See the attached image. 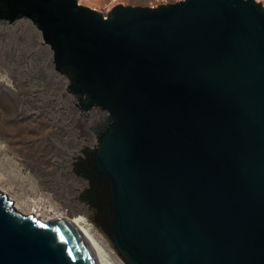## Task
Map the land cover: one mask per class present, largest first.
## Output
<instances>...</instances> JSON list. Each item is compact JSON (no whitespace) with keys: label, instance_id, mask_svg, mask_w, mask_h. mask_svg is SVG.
Segmentation results:
<instances>
[{"label":"water","instance_id":"1","mask_svg":"<svg viewBox=\"0 0 264 264\" xmlns=\"http://www.w3.org/2000/svg\"><path fill=\"white\" fill-rule=\"evenodd\" d=\"M27 18L83 111L108 113L93 152L128 264H264V7L256 0L117 4L1 0ZM0 264H97L67 219L0 191Z\"/></svg>","mask_w":264,"mask_h":264},{"label":"rangeland","instance_id":"2","mask_svg":"<svg viewBox=\"0 0 264 264\" xmlns=\"http://www.w3.org/2000/svg\"><path fill=\"white\" fill-rule=\"evenodd\" d=\"M77 1L101 13L117 4L148 6V0ZM69 83V75L53 69L51 50L31 20L0 18V191L17 212L39 220L86 216L109 264H128L109 231L108 181L98 179L103 190L91 199L80 173L84 161L93 164L106 120L83 114Z\"/></svg>","mask_w":264,"mask_h":264},{"label":"bare ground","instance_id":"3","mask_svg":"<svg viewBox=\"0 0 264 264\" xmlns=\"http://www.w3.org/2000/svg\"><path fill=\"white\" fill-rule=\"evenodd\" d=\"M64 219L69 220L78 229V231L82 234V236L85 238L96 263L97 264H109L98 242L96 241L94 236L91 234L89 224H87L86 216L65 217ZM41 221L43 222L47 221V218L42 219Z\"/></svg>","mask_w":264,"mask_h":264},{"label":"flooded vegetation","instance_id":"4","mask_svg":"<svg viewBox=\"0 0 264 264\" xmlns=\"http://www.w3.org/2000/svg\"><path fill=\"white\" fill-rule=\"evenodd\" d=\"M1 2V0H0ZM2 3V2H1ZM1 6V5H0ZM80 173L85 174L89 183V197L95 199L98 197V194L103 190L102 182H99L98 179L106 180L103 176L97 175L96 170L93 164H87L85 161L80 169ZM97 180V183L95 181Z\"/></svg>","mask_w":264,"mask_h":264},{"label":"built area","instance_id":"5","mask_svg":"<svg viewBox=\"0 0 264 264\" xmlns=\"http://www.w3.org/2000/svg\"><path fill=\"white\" fill-rule=\"evenodd\" d=\"M178 1H181V0H148V6L149 7H157L158 5H162V4H167V3H173V2H178ZM256 1H258V2H260L261 4H262V6L264 7V0H256ZM109 10V9H108ZM107 10V11H108ZM102 14H104V15H107V13L105 12V13H102ZM66 89H67V85H66ZM68 92V91H67ZM69 93V92H68ZM69 94H71V93H69ZM71 95H73V94H71ZM74 97H76V100L78 101V98H77V96H75V95H73ZM83 112V114H88V113H90V112H94V113H96V112H98L97 114L98 115H101V116H103L104 118H105V122H106V124L108 123V121H109V119H108V113H107V111L106 110H104V109H101V108H99V107H93L92 109H90V110H88V111H82ZM105 124V125H106Z\"/></svg>","mask_w":264,"mask_h":264}]
</instances>
